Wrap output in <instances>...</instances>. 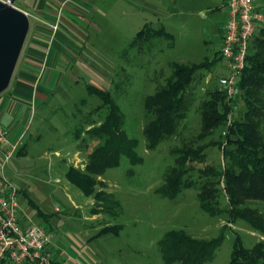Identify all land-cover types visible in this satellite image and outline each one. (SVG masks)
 Wrapping results in <instances>:
<instances>
[{
	"label": "rangeland",
	"instance_id": "obj_1",
	"mask_svg": "<svg viewBox=\"0 0 264 264\" xmlns=\"http://www.w3.org/2000/svg\"><path fill=\"white\" fill-rule=\"evenodd\" d=\"M13 4L20 5V0ZM190 4V8L182 6L172 12L171 0H144L140 12L128 7L126 18L117 13L108 16L116 29L108 27L88 41L81 59L71 64V70L79 71L78 81L63 79L45 102L38 101L29 108L22 139L27 154L15 152L0 167V176L18 188L19 216L44 227L57 252L61 249L79 264H165L158 240L171 228H183L194 237L206 239L223 231L213 259L206 264L228 263L236 233L247 247L264 239L261 232L243 221L227 222L226 216L204 211L194 188H182L174 197L156 191L173 164L174 148L199 132L201 100L208 97L207 90L221 89L218 76L226 73L219 52L226 0H191ZM33 22L30 16L29 28ZM144 25L143 35H148L147 30L165 31L145 39L142 36L133 43L136 31ZM201 61L205 66L195 72L185 88L186 114L177 132L148 148L143 132L147 121L144 98L165 84L172 63L192 65ZM98 70L109 78L100 80ZM91 80L101 82L119 105L124 115L122 129L136 139V151L142 157L133 164L121 155L118 165L97 176L95 190L105 191L111 201L96 212L93 209L101 206L94 195L83 192L68 173L71 165L84 167L87 152L97 142L85 131L80 138H75L74 132L102 120L107 109L98 95L87 93ZM82 98L85 100L80 102ZM262 128L264 132V119ZM219 138L217 130L197 144ZM204 151V162H196V166L223 164L224 156L216 145H208ZM247 203L264 213V201ZM93 212L100 214L92 218ZM107 225L118 228L102 230Z\"/></svg>",
	"mask_w": 264,
	"mask_h": 264
},
{
	"label": "trees",
	"instance_id": "obj_2",
	"mask_svg": "<svg viewBox=\"0 0 264 264\" xmlns=\"http://www.w3.org/2000/svg\"><path fill=\"white\" fill-rule=\"evenodd\" d=\"M145 29L146 25L137 32L133 43L142 36L145 39L165 31L163 28L147 30L148 35H143ZM205 63H172L165 84L144 98L147 121L143 132L148 148L177 132L186 114L185 88ZM238 87L240 91L234 97H228L222 89L207 90L208 97L202 99L199 106L198 134L174 148L173 164L165 171L163 182L156 191L174 197L182 188H194L199 206L204 211L226 216L227 222L243 221L264 235V213L247 203L250 200L264 201V23L250 40ZM86 88L88 94L98 95L107 109L102 120L93 121L88 127L74 132V137L80 138L85 131L97 142L87 152L84 167L76 169L71 165L68 173L83 192L93 194L96 204L103 207H96L95 211L104 210L111 201L105 191L95 190L97 176L118 165L121 155H126L133 164L141 162L142 157L136 151V139L122 129L124 115L111 93L92 84H87ZM229 115L232 119L227 123ZM217 130L219 139L197 144ZM208 145L220 148L223 164L195 165L204 162V149ZM117 228V225H107L102 230L115 231ZM222 238V230L216 237L206 239L194 237L183 228H171L158 240V246L165 264H206L213 259ZM227 264H264V239L247 247L236 233Z\"/></svg>",
	"mask_w": 264,
	"mask_h": 264
},
{
	"label": "crops",
	"instance_id": "obj_3",
	"mask_svg": "<svg viewBox=\"0 0 264 264\" xmlns=\"http://www.w3.org/2000/svg\"><path fill=\"white\" fill-rule=\"evenodd\" d=\"M190 1L180 4L177 0H171L172 12L182 6L192 7ZM253 2L264 11V0ZM143 5L144 0H20V5H15L26 11L34 21L28 30L10 83L0 93V125L6 129L10 143L19 141L16 149L20 150L19 155L27 154V144L22 139L25 136L24 122L29 108L38 101L45 102L63 79L78 81L79 71L77 68L71 70V64L81 59L82 49L88 41L100 36L108 27L116 29L114 20H109L108 16L117 13L121 15L120 18H126L128 7L140 12ZM55 22L58 28L52 34L50 24ZM97 73L100 80L109 78L103 70ZM88 84L106 90L101 82L91 80ZM84 100L82 98L79 101ZM6 146L0 145V165ZM1 186L3 183L0 176ZM98 214L94 213L91 217L96 218ZM28 220L19 216L23 225L29 223ZM57 250L56 246L55 252ZM57 253V257L67 259L68 264H79L76 258L65 255L61 249Z\"/></svg>",
	"mask_w": 264,
	"mask_h": 264
},
{
	"label": "built area",
	"instance_id": "obj_4",
	"mask_svg": "<svg viewBox=\"0 0 264 264\" xmlns=\"http://www.w3.org/2000/svg\"><path fill=\"white\" fill-rule=\"evenodd\" d=\"M9 1V0H4ZM226 20L222 29L220 56L225 60L226 73L218 76L221 89L228 97L239 93L238 80L245 65L249 43L257 28L264 23V11L253 0H226ZM25 13L29 14L25 11ZM52 34L58 24H50ZM231 115L227 123L231 122ZM19 141L10 143L6 129L0 125V145L4 162L14 154ZM0 188V264H68L59 259L48 231L39 224L19 221L18 188L4 179Z\"/></svg>",
	"mask_w": 264,
	"mask_h": 264
},
{
	"label": "water",
	"instance_id": "obj_5",
	"mask_svg": "<svg viewBox=\"0 0 264 264\" xmlns=\"http://www.w3.org/2000/svg\"><path fill=\"white\" fill-rule=\"evenodd\" d=\"M0 0V93L9 85L29 30V17L13 4Z\"/></svg>",
	"mask_w": 264,
	"mask_h": 264
}]
</instances>
